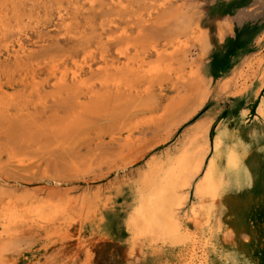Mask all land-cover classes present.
<instances>
[{"label": "rangeland", "instance_id": "rangeland-1", "mask_svg": "<svg viewBox=\"0 0 264 264\" xmlns=\"http://www.w3.org/2000/svg\"><path fill=\"white\" fill-rule=\"evenodd\" d=\"M165 1L130 0L120 10L109 0H0L1 53L20 36L31 47L24 60L0 61V202L23 197L51 209L68 198L75 202L53 222L25 230L20 238L34 243L10 252L3 264H63L80 241L76 264L88 257L90 264H182L192 238L208 264H264V135L250 134L262 119L264 0H172L158 9ZM149 13L154 22L143 26ZM178 38L189 60L180 57L148 94L141 92L149 80L134 75L128 79L133 90L107 88L100 98L71 83L54 87L55 66L59 76L89 56L97 78L105 74L96 72L103 56L117 60L129 46L132 56L145 53L154 63L153 47L171 51ZM204 125L212 141L222 132L244 136L249 178L239 186L230 182L217 202L206 198L209 218L191 223L183 241L135 237L127 223L140 177L152 163L165 164ZM65 231L75 239L65 240Z\"/></svg>", "mask_w": 264, "mask_h": 264}, {"label": "bare ground", "instance_id": "bare-ground-1", "mask_svg": "<svg viewBox=\"0 0 264 264\" xmlns=\"http://www.w3.org/2000/svg\"><path fill=\"white\" fill-rule=\"evenodd\" d=\"M109 1L111 6L113 5L115 8L125 10L126 5L130 0ZM171 1L172 0H166L160 4L158 9L166 7ZM89 3L91 7H94V1H90ZM60 19L63 20L62 16H60ZM152 22H154L153 13H149L148 19L145 20L143 26L145 24H151ZM3 33L4 21L3 16L0 14V35H3ZM125 34L126 31H122L121 35L123 37L127 36ZM113 37V34H111L108 38L112 39ZM182 41L178 38L177 43L175 42L176 44L172 46L171 51H162L157 48V46H154L153 54L156 57V60H153L154 63L149 62L150 57H146L145 53H143L141 57H139L138 54L132 56L131 53H129V46L124 51L119 50L120 57L117 60L107 61L103 56V66L97 68L96 72L99 74H105L97 78H93L96 74H94L95 71L90 64L91 62L87 60L89 56H84L85 58L83 59V62L79 63L75 61L73 65L71 64V68H66L64 71H61L59 76L57 75L59 69L55 66L51 69L52 74L56 79L54 87H61L71 83L75 87V90L85 91L88 95L100 98L101 95L99 91L107 88L113 89L115 92H121L122 89L127 91L133 90V86L128 79L131 75H134L139 79L145 78L149 80L142 87L141 92L148 94L153 88V82H155L154 79L156 80L157 77L165 74H172L173 67L175 66L174 64L179 62L181 59L180 57L184 59V62L185 60L186 62L189 60L187 59L188 52L184 48L185 44H183ZM3 43H5V41L0 39V46ZM4 48V55L0 51V61L4 56L8 59H14V61H20L28 58L31 54V47L22 41L21 36L11 45L5 44ZM193 72V69H191L189 74L194 76L195 74ZM89 74H91V77L86 78L85 76ZM183 77L184 74L182 75V72H180L179 78ZM31 86L32 90H40L38 89V84L33 83ZM0 88L2 87L0 86ZM260 93L261 89L257 91L256 96L259 97ZM200 104L202 105L203 103L201 102ZM2 107H4V105L0 104V108ZM258 114L262 119L259 116L257 119L255 118L256 120L250 127V134L258 132L264 135V93L259 104ZM183 120L184 119H182V121ZM206 125L199 127L189 143L183 145L179 151L173 153V155L168 154L165 164L162 163V159L152 163L150 168L140 177L139 186L135 192L137 201L127 223L129 230L135 237H151L153 238V241L156 243H162L163 245L169 240L176 242L183 241V239L191 235V223H198L203 215H206L209 218L206 206L204 205L206 198H211L216 201L215 197L221 192L223 193V191L229 187L230 182L239 186L244 179L249 178V170L246 165L248 146L244 140V136L240 134L237 137H230L225 132H222L215 137L214 141H212L208 137L207 132L210 126L207 127ZM127 141H130L129 138ZM144 144V146H147L146 143ZM138 158H141V156ZM192 191L194 192V199L193 201H190ZM40 193L42 194V192H39V194ZM5 194H7V192ZM218 198H220V196H218ZM34 203L31 205L30 203H26V199L23 197L15 199H5L3 197L1 200L0 264H3L4 259L9 256L8 254H10V252H19L23 247V244L32 245L34 243L32 237L28 239L20 238L24 235L25 230L32 227H42L47 223L53 222L58 218V215L69 212L73 209V205H75V202L70 198H68L65 205L60 209H51L43 204L35 206ZM186 207H189V211L184 213ZM28 210L30 212L29 216L23 215V213H26ZM230 235L231 233L229 231L227 236ZM82 236L83 234L80 233L77 240H81ZM63 237L67 241L75 239L74 235L68 231L64 232ZM228 238L225 237V239ZM229 240L231 241V239ZM192 241V245L190 249L187 250L182 264H208L203 246L199 245L197 238H192ZM79 244L80 245L77 246L74 251H71L66 255L64 261H62L63 264L77 263L81 251L79 249L82 247L81 241ZM89 258L90 257L86 260V264L91 263V259Z\"/></svg>", "mask_w": 264, "mask_h": 264}]
</instances>
